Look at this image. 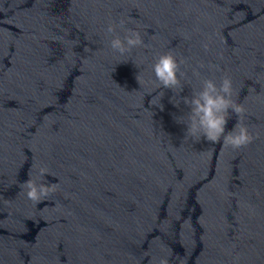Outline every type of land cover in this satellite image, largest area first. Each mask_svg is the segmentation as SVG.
<instances>
[{"label":"water","instance_id":"obj_1","mask_svg":"<svg viewBox=\"0 0 264 264\" xmlns=\"http://www.w3.org/2000/svg\"><path fill=\"white\" fill-rule=\"evenodd\" d=\"M127 29L144 44L121 55ZM224 77L236 149L183 124ZM28 179L54 190L33 202ZM162 260L264 264V0H0V264Z\"/></svg>","mask_w":264,"mask_h":264},{"label":"clouds","instance_id":"obj_2","mask_svg":"<svg viewBox=\"0 0 264 264\" xmlns=\"http://www.w3.org/2000/svg\"><path fill=\"white\" fill-rule=\"evenodd\" d=\"M109 33L115 32L114 26H109ZM144 42L139 32L127 29L126 34L121 39L118 35L110 41L113 50L121 55L130 52L133 48L143 46ZM153 72L156 80L166 89H173L179 84L178 72L179 63L171 54L160 55L153 64ZM139 81V77H136ZM232 82L229 77H224L217 85L213 80L206 79L198 92H193L190 96L183 97V103L187 106V121L185 135L202 136L210 142H219L223 138L225 147L234 149L246 146L251 142L252 136L248 129L242 124L244 108L235 103L232 99ZM231 110L238 117L237 122L231 130L226 131L228 123V113ZM179 122V121H178ZM41 175L45 169H41ZM26 190V196L33 202H39L42 197L47 196L50 190L43 184H37L32 179L24 181L21 185ZM161 264H167L162 260Z\"/></svg>","mask_w":264,"mask_h":264}]
</instances>
